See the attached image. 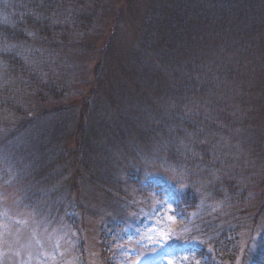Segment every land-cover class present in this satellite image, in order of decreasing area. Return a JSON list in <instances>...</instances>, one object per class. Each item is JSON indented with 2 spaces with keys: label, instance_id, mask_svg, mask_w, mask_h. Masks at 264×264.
I'll use <instances>...</instances> for the list:
<instances>
[{
  "label": "trees",
  "instance_id": "1",
  "mask_svg": "<svg viewBox=\"0 0 264 264\" xmlns=\"http://www.w3.org/2000/svg\"><path fill=\"white\" fill-rule=\"evenodd\" d=\"M134 9L133 0L117 8L112 0H0V152L6 144L17 156L22 148L15 144H60L54 157H60L56 164L67 176L83 146L170 144L163 149L174 162L185 158L197 171H207L211 197L223 182L243 200L249 188L240 180L264 172V155L258 157L261 166L240 174L206 162L214 149L205 154L192 144L211 142L195 135L203 130L231 123L238 128L235 96L250 101L264 94V74L251 79L253 66L264 65V0H150L140 44L120 56L116 43L123 12ZM61 53L70 58L64 71L57 61ZM86 55L94 62L89 82L71 65ZM232 77L236 88L229 86ZM236 129L232 135H238ZM238 130L244 144L251 149L260 144L264 152V133L256 127ZM69 144H76L77 155ZM48 147L41 145L42 156H52ZM63 147L68 149L59 154ZM260 187L258 212L264 208V175ZM188 190L178 196L186 210L196 204ZM261 231L256 250L246 256L250 264H264V227ZM213 241L224 253L214 264L229 259L225 243Z\"/></svg>",
  "mask_w": 264,
  "mask_h": 264
},
{
  "label": "rangeland",
  "instance_id": "2",
  "mask_svg": "<svg viewBox=\"0 0 264 264\" xmlns=\"http://www.w3.org/2000/svg\"><path fill=\"white\" fill-rule=\"evenodd\" d=\"M149 1L133 0L134 13L123 12L118 55L127 57L140 44ZM123 2L112 0L116 8ZM90 58L80 56L71 63L79 74L85 73V82L90 81L94 64L87 62ZM66 59L70 58L62 53L57 58L63 71ZM253 67L251 79L264 74V65L257 62ZM232 81L229 86L236 88L233 77ZM232 106L241 115L238 128L231 123L219 130H203L195 135L214 144L192 146L205 154L207 148L214 149L206 162L243 174L250 166H261L258 157L264 152L260 144L252 149L244 144L238 129L256 127L264 133V94L250 101L235 96ZM232 129L238 135H232ZM6 145L0 152L4 170L0 172V264H214V258L224 254L214 239H225L229 256L217 264H250L247 257L263 235L264 208L258 212L262 169L242 176L249 193L238 200L223 182L216 185L217 196L211 197L207 171H197L185 158L183 163L174 162L163 149L170 144L137 142L112 148L91 144L79 148L78 155L76 144H69L77 156H72V175L67 176L56 164L60 157H54L60 144H15L22 148L20 156ZM41 145L49 146L51 157L42 156ZM59 149L60 154L68 148ZM185 190L194 194L195 208L179 207L178 196Z\"/></svg>",
  "mask_w": 264,
  "mask_h": 264
}]
</instances>
